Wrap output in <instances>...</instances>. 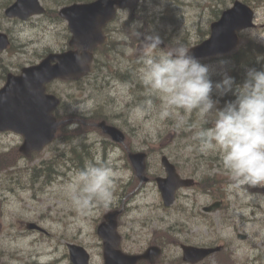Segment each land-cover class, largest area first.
<instances>
[{
  "label": "rangeland",
  "instance_id": "1",
  "mask_svg": "<svg viewBox=\"0 0 264 264\" xmlns=\"http://www.w3.org/2000/svg\"><path fill=\"white\" fill-rule=\"evenodd\" d=\"M8 1L0 0V31L10 39L9 47L0 51V87L5 82L1 80L4 67L6 73L17 74L23 66L65 48L69 35L66 20L58 14L63 5L40 0L46 7L50 6L47 14L22 21L5 16ZM233 1L142 0L140 3L147 7V20L153 21L147 24L148 29L161 36L164 46H172L167 43L179 38L190 48L207 37L210 24L219 17L216 12L230 7ZM252 6L256 13L255 25L242 32L241 43L252 40L249 31L264 36V0H254ZM130 13L131 10L120 12L118 19L108 27V41L96 51L89 75L80 81L57 80L50 85V91L62 99L57 114L63 124L54 142L25 157L19 151L23 136L13 131L0 132V264H72L68 244L85 247L91 255V264H104L102 240L96 230L104 215L114 209H122L118 220L119 247L136 253L158 241L163 253L155 264H185L180 258V243L224 245L222 252L201 264H264V187L248 188L242 194L225 190L228 180L218 164V157L190 148L195 143L192 136L197 129L185 131L176 127V122L185 118L189 125L198 124L195 112L186 116L180 111L160 119V101L154 100V110L143 117L136 114L135 109L145 96L134 76L139 67L136 61L141 41L134 36L131 27L125 25ZM234 51L203 58L201 62L215 65L220 59L227 60L229 74L235 66L229 58ZM212 79L219 80L220 76L213 75ZM85 99L95 101L90 115L71 110V105ZM229 99L233 97L221 99V106ZM102 118L121 128L128 147L147 152L149 182L139 186L124 146L111 147L102 129L91 126ZM73 122L79 126L69 131L68 125ZM74 138L78 139L77 144L71 142ZM72 145L81 153L86 146L88 158L97 154L103 157L107 150L106 159H111L116 173L113 202L107 207L98 205L91 215L82 218L77 217L65 193V185L75 172L69 171L71 156L78 161L70 151ZM163 154L175 163L181 175L198 174V180L208 190L181 189L176 202L165 207L152 181L155 176L163 175L160 165ZM49 159L60 160L61 172L54 174L51 180L32 182L30 177L35 167ZM208 195L223 198L225 207L204 216L205 219L195 218L192 204H203L212 198ZM29 222L37 223L44 231L28 229ZM238 234L246 238L240 239Z\"/></svg>",
  "mask_w": 264,
  "mask_h": 264
},
{
  "label": "clouds",
  "instance_id": "2",
  "mask_svg": "<svg viewBox=\"0 0 264 264\" xmlns=\"http://www.w3.org/2000/svg\"><path fill=\"white\" fill-rule=\"evenodd\" d=\"M134 27L141 41L136 61L139 67L134 76L145 96L135 109L136 114L143 117L154 110V100L160 101V119L180 111L186 116L195 112L198 124L189 125L185 118L178 120L176 127L185 131L197 129L190 148L218 157L228 180L225 190L242 194L248 188L264 187V54L255 57L261 68L247 67L242 82H237L228 74L229 61L202 63L179 38L171 42L172 46L161 47L164 41L159 34H142L137 30L142 27L141 22H134ZM248 34L264 43V36L252 31ZM83 52L81 49L76 56L81 66L86 59ZM213 75H219L220 79L214 81ZM229 95L233 99L225 100L221 106L220 100ZM94 107V100L85 99L71 105V110L90 115ZM78 126L73 122L68 129L72 131ZM77 143L74 138L73 144ZM115 180L110 158L105 160L97 154L86 160L65 185L77 217L91 215L98 205L109 206L114 199Z\"/></svg>",
  "mask_w": 264,
  "mask_h": 264
},
{
  "label": "water",
  "instance_id": "3",
  "mask_svg": "<svg viewBox=\"0 0 264 264\" xmlns=\"http://www.w3.org/2000/svg\"><path fill=\"white\" fill-rule=\"evenodd\" d=\"M139 2L140 0H93L61 7L59 15L67 21L71 33L68 44L75 49L49 53L40 62L23 67L20 74H7L6 82L0 88V132L14 131L22 134L24 140L19 147L21 153L30 156L31 152L40 151L54 138L61 124L53 115L60 99L45 92L46 84L55 79L79 80L83 77L89 70L94 49L106 40V24L120 10L136 7ZM44 11L40 0H15L4 10V14L8 18L27 20ZM254 20V8L241 0H235L210 24L209 36L189 50L199 58L228 53L238 45L239 33L255 25ZM9 44L8 35L0 31V51L5 50ZM81 49L86 57L83 66L76 60ZM97 126L114 141L124 143L125 135L120 129L107 125L104 121L97 123ZM128 157L139 179V186L147 182L146 154L129 151ZM161 162L165 176L157 177L156 183L164 205L171 206L175 202L177 190L190 187L193 179L182 178L166 156L162 157ZM219 205L220 203H214L207 210L216 209ZM120 212L121 210H115L107 213L97 228L103 242L104 264H137L141 259L154 263L161 252L157 246H149L141 254L125 253L118 248L121 237L117 233V216ZM27 227L40 229L32 222ZM238 237L245 239L243 234H238ZM222 248L181 245L183 260L191 264L200 262ZM68 249L73 264H91L90 254L83 246L68 244Z\"/></svg>",
  "mask_w": 264,
  "mask_h": 264
},
{
  "label": "trees",
  "instance_id": "4",
  "mask_svg": "<svg viewBox=\"0 0 264 264\" xmlns=\"http://www.w3.org/2000/svg\"><path fill=\"white\" fill-rule=\"evenodd\" d=\"M12 1L13 0H9L7 3H5V6L10 4ZM48 1H53L54 5L61 6V5H66V4H70V3H75V2H89L92 0H48ZM243 1L252 5V2L254 0H243ZM46 6H47V4H46ZM49 8H50V6L47 7V11H46L45 15L49 11ZM221 11L219 10L216 12V17L219 16ZM146 12H147V7L145 4H142V3H140L136 8L131 9L130 16L127 18L125 25L127 27H131V29L134 33V36H137L136 35V28L134 27V22H141L142 23V27L137 29L141 33L143 31L147 30L148 34H153L150 31L151 29H148V27H147L148 26L147 24H151V23H153V21L147 20ZM54 17L58 18L57 15H54ZM107 29H108V27H107ZM201 40H199L198 42H200ZM167 44L171 45L170 42H168ZM257 54H264V44L257 42L253 38H252V40H249L245 43L240 42L239 46L235 49L234 53L230 57L228 55V57L233 60L234 65H235L234 67H231V69L229 70V71H231V72H229V75L235 77L237 82H242V80L244 78V74H245V69L247 67H256L257 69H260L261 65L257 64L256 59H255ZM40 56H42V55H40ZM236 67H238V68H236ZM5 75H6V71H5V67H4V74L1 75V80H2V78L5 79ZM70 151L73 153V156L77 157V160H78V161H75L72 156L70 158L71 166H73L72 168H76V170L83 168L86 160L93 159L92 155H90V157L88 158L87 155L85 154V153H87L86 146H85L84 153H81V151L77 152V149L75 146H71ZM59 163H60L59 159H49L47 162L40 165L39 167H35V172L30 177L31 181L32 182L36 181L40 177H45V178H47V180H51L53 178L54 174H57L58 171L61 172V169L59 168Z\"/></svg>",
  "mask_w": 264,
  "mask_h": 264
},
{
  "label": "flooded vegetation",
  "instance_id": "5",
  "mask_svg": "<svg viewBox=\"0 0 264 264\" xmlns=\"http://www.w3.org/2000/svg\"><path fill=\"white\" fill-rule=\"evenodd\" d=\"M57 51H60V50H57ZM55 81H57V80H55ZM54 81V82H55ZM103 120H105V119H103ZM106 121V120H105ZM148 156V155H147ZM193 175V178H194V184H193V186H192V188L191 189H195V190H200V192H204V190L205 191H207L208 189H207V187H206V185H204V184H202L199 180V175L197 174H192ZM199 179V180H198ZM212 194H214V193H212ZM207 196V195H206ZM208 196H212V195H208ZM225 200L223 199V198H221L220 196H212V198L211 199H209V200H205L204 201V203L203 204H201V205H197L195 202L192 204V208H193V214H195V218H200V219H205V217L204 216H206V215H209L210 213H212L213 211H207L206 209L209 207V206H211L212 204H214V203H220V205H219V207L216 209V210H219V209H222V208H224L225 207V202H224ZM216 210H214V211H216ZM196 213L198 214V216L196 215ZM159 242L158 241H155V243H151V244H149V245H147V246H150V245H156V246H159V247H161L160 246V244H158ZM182 243H180V245H181ZM197 246H199V245H197ZM200 246H203V247H206V246H210V245H208V244H203V245H200ZM161 249H162V253H163V248L161 247ZM224 249V248H223ZM223 251V250H222ZM222 251H220V252H222ZM140 252H143V251H140ZM181 252V251H180ZM136 253H138V252H136ZM162 253H161V255H162ZM160 255V256H161ZM212 255H214V254H212ZM212 255H210V256H212ZM210 256H208V257H210ZM207 257V258H208ZM181 260L183 261V259H182V255H181ZM206 260V258L204 259V260H202L201 262H198V263H196V264H201V263H203L204 261ZM157 261H158V259L156 260V263H157ZM142 263H148V262H145V261H143V262H140V264H142ZM185 263V262H184ZM149 264V263H148ZM185 264H189V263H185Z\"/></svg>",
  "mask_w": 264,
  "mask_h": 264
},
{
  "label": "bare ground",
  "instance_id": "6",
  "mask_svg": "<svg viewBox=\"0 0 264 264\" xmlns=\"http://www.w3.org/2000/svg\"><path fill=\"white\" fill-rule=\"evenodd\" d=\"M83 117H84V116H83ZM86 123H87V122H86ZM89 124H90V123H89ZM96 124H97V122H96V123H92L91 126L94 127ZM95 129H96V128H95ZM97 129H98V128H97ZM99 129H100V128H99ZM100 130H101V129H100ZM133 191H134V190H133ZM131 192H132V191H131Z\"/></svg>",
  "mask_w": 264,
  "mask_h": 264
}]
</instances>
